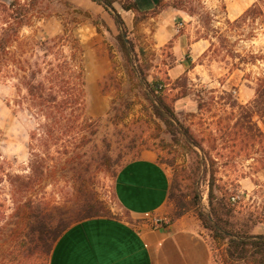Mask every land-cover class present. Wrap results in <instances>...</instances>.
<instances>
[{
    "label": "rangeland",
    "instance_id": "obj_1",
    "mask_svg": "<svg viewBox=\"0 0 264 264\" xmlns=\"http://www.w3.org/2000/svg\"><path fill=\"white\" fill-rule=\"evenodd\" d=\"M65 1L73 4L74 8L63 4ZM191 2L196 11L194 17L185 12L186 19L178 18L171 26L166 21L162 22L163 30L157 28V22L147 21L129 30V37L137 46L149 81L153 83L160 79L170 82V104L179 120L191 129L205 148L204 152L199 148L196 151L209 159V174L183 177L184 188L179 194H191L193 187L197 188L203 197V207L210 212L209 180L210 174L214 173L216 194L219 198L225 196L235 209L232 221L236 229L247 237L258 238L264 236V153L254 154L256 150L249 153L228 135L227 130L241 118L239 107L250 106L254 102L259 81L264 80V0ZM252 8L253 12L246 15ZM79 9L92 16L80 15L82 25L73 27L85 49V116L90 121L102 120L100 137L110 135L111 155L114 161L120 159L116 165L118 173L126 163L149 151L144 142L159 144L164 140L174 144L175 140L165 125L159 120L155 123L147 115L146 110L149 108L152 111V106L128 77L123 82L122 94L132 98L135 105L126 122L127 127H120V131H116L107 121L114 95L103 93L101 84L112 71L111 53L119 65L123 64V60L117 41L118 28L102 6L92 0H43L36 10L37 18L32 27L23 31V36L37 41L58 36L62 33L64 19L70 21L71 13ZM99 19L105 21L110 32L102 24L99 26L101 33L97 30L93 22ZM168 31L182 37L184 43L158 41V37ZM202 40L207 42V49H196L193 45ZM252 56L258 58L254 64L250 63ZM120 69L119 72L123 74ZM138 94L140 98L136 97ZM17 99L14 82L0 84V155L7 162L9 172L26 175L31 159L30 133L35 129V124L30 113L22 112L17 106ZM202 101L206 103L203 112L199 109ZM222 119L227 124H219ZM256 121L259 124L248 125L254 129V133L259 130L264 133V124L259 118H255ZM121 131L123 133L120 134ZM101 146L102 149L104 145ZM156 150L154 153L169 171L171 181L174 169L168 161L174 159L177 166L188 168L197 160L194 153L179 146H175V149L162 146ZM76 154L73 149L67 156L54 153L55 162L59 164L57 182L56 185L54 181L46 185L47 198L68 213V220L78 221L79 213L66 209L72 208L73 202L82 197L80 186L82 188L84 183L89 194L102 201L112 217L133 222L121 210L115 198L116 177L100 164L98 151H84L81 161H78ZM73 168H76L75 172ZM0 197L8 200L6 217L2 222V227H6V238L0 245V264H40L38 259L29 257L23 242L25 235L15 241L11 234L14 206L8 181L0 187ZM177 212L176 203L169 199L163 213L137 221L152 227L160 222L170 224L176 219ZM184 216L195 217L200 222L213 252V264H264V254H258L253 249L245 260L231 259L227 252L228 241L215 240L212 232L203 227L195 211Z\"/></svg>",
    "mask_w": 264,
    "mask_h": 264
},
{
    "label": "trees",
    "instance_id": "obj_2",
    "mask_svg": "<svg viewBox=\"0 0 264 264\" xmlns=\"http://www.w3.org/2000/svg\"><path fill=\"white\" fill-rule=\"evenodd\" d=\"M43 0H0V84L14 82L18 91L17 106L22 112L30 113L35 129L30 133L31 159L26 175L11 173L6 169L7 162L0 155V187L8 181L11 186L13 203L12 230L15 241L25 235L26 251L29 257L36 258L40 264H50L53 248L61 236L74 224L93 218H114L107 206L94 195L89 194L87 186H80L82 197L73 202L72 208L80 215L78 221L66 218L68 213L56 203L47 198L45 187L48 183L56 185L59 164L55 155H68L73 149L81 161V154L98 151L100 164L117 177L115 160L111 155L109 136L100 137L102 120L90 121L86 118V80H85V49L81 39L76 35L74 26L82 25L80 15L91 18V14L82 10L71 13V19H64L62 33L42 41L24 37L23 31L33 25L37 18L36 10ZM102 6L114 20L119 34L117 41L123 64L116 62L111 53L113 67L111 73L101 84L103 93L113 94V105L107 121L116 131L127 127L131 110L135 105L132 98L125 97L123 82L126 77L138 88L142 97L151 104L147 115L155 123L159 120L175 140L168 144L161 140L159 144L144 142L147 150L156 152L158 147L166 146L175 149L179 146L194 153L197 160L188 168L177 166L176 160L167 163L173 167L174 174L170 185L169 199L176 203L177 216L173 222L181 219L190 211H195L203 227L213 234L220 242L228 241V256L233 260H245L250 250L264 254V236L247 237L241 230L236 229L232 219L235 209L225 196L219 198L215 191V174H210L209 205L210 212L203 207L202 194L193 187L191 194H179L183 187V177L192 178L209 174L206 155L201 156L196 148L205 151L192 133L179 120L175 109L169 101L170 82L166 80L149 81L147 68L140 62L137 46L129 37V29L122 16L115 8L119 4L125 11L135 14L134 25L141 24L162 14L169 8L196 15L191 0H159L153 10H142L138 2L133 0H92ZM67 7L74 8L68 1L63 2ZM255 9V8H254ZM253 8L246 15H250ZM103 25L109 32L110 28L102 19L93 22L99 30ZM101 33V32H100ZM250 63L258 58L252 56ZM121 68V69H120ZM119 69L123 74L119 72ZM238 69V68H237ZM121 74V75H120ZM169 81V80H168ZM186 95V94H185ZM137 98L141 96L136 95ZM184 97V96H182ZM206 103H200V111H204ZM241 118L228 128V135L237 141L250 153H264V133L248 124L255 118L264 124V80L261 79L256 92V99L250 106H241ZM235 112L232 113L234 115ZM219 124H227L221 120ZM224 121V122H223ZM123 133L122 131L120 134ZM236 142V143H237ZM104 145L105 150L101 149ZM259 148L258 150L256 148ZM100 149V150H99ZM165 149V148H164ZM264 156V155H263ZM76 160V159H74ZM214 163V162H213ZM82 164H80L81 166ZM74 172L76 168H73ZM227 194V191H225ZM189 198V200H187ZM6 198L0 197V245L5 242V228L2 222L6 217Z\"/></svg>",
    "mask_w": 264,
    "mask_h": 264
},
{
    "label": "crops",
    "instance_id": "obj_3",
    "mask_svg": "<svg viewBox=\"0 0 264 264\" xmlns=\"http://www.w3.org/2000/svg\"><path fill=\"white\" fill-rule=\"evenodd\" d=\"M133 1L142 10L150 11L158 2ZM115 8L128 29H135V14L119 4ZM185 15L169 8L149 21L157 22V28L163 30L162 22L171 26L178 18L186 19ZM167 33L158 37V41L176 40L179 44L184 41L176 34ZM205 43L202 40L193 46L206 50ZM170 185V173L154 152L145 151L141 157L126 163L115 179L114 195L121 210L133 222L100 217L74 224L55 244L50 264H213L211 246L197 218L184 216L160 229L137 221L166 210Z\"/></svg>",
    "mask_w": 264,
    "mask_h": 264
},
{
    "label": "built area",
    "instance_id": "obj_4",
    "mask_svg": "<svg viewBox=\"0 0 264 264\" xmlns=\"http://www.w3.org/2000/svg\"><path fill=\"white\" fill-rule=\"evenodd\" d=\"M168 225V223H163V222H160V223H156L153 227L154 228H163V227H165V226H167Z\"/></svg>",
    "mask_w": 264,
    "mask_h": 264
}]
</instances>
